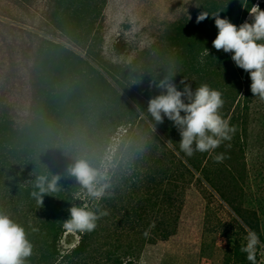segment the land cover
I'll return each mask as SVG.
<instances>
[{
	"label": "trees",
	"instance_id": "trees-1",
	"mask_svg": "<svg viewBox=\"0 0 264 264\" xmlns=\"http://www.w3.org/2000/svg\"><path fill=\"white\" fill-rule=\"evenodd\" d=\"M17 1L22 13L0 16L30 29L9 26L30 40V51L19 49L9 61L0 57V69L20 66L21 73L16 82L0 72V210L27 229L33 243L27 264H139L147 245L177 235L192 186L207 200L206 233L225 240L223 264H257L245 240H254L247 231L252 224L227 223L213 207L232 205L210 165L218 149L185 155L173 123L156 124L147 112L159 94L155 84L166 76L175 82L177 68L198 86L219 90L224 105L235 102L228 91L246 89L248 73L231 53L213 48L218 29L211 15L220 12L239 26L255 0H197L203 10L169 25L162 39L157 0H106L102 29L95 19L86 23L91 0H38L43 10L37 16L33 0ZM202 12L210 16L198 24ZM204 48L209 56H202ZM80 158L105 177L111 198L97 202L67 175ZM39 175L61 177L59 190L46 194L42 205L30 195ZM84 203L108 214L91 233L65 229L68 209ZM70 233L78 240L65 247Z\"/></svg>",
	"mask_w": 264,
	"mask_h": 264
},
{
	"label": "rangeland",
	"instance_id": "rangeland-1",
	"mask_svg": "<svg viewBox=\"0 0 264 264\" xmlns=\"http://www.w3.org/2000/svg\"><path fill=\"white\" fill-rule=\"evenodd\" d=\"M91 1V6L87 8L89 15L86 23L89 24L95 19V27L102 29L106 25L102 17L104 9H107L106 0ZM98 2L100 6L96 7L95 4ZM38 3V0L31 2L35 16L43 10L38 8ZM43 3L44 0L40 4ZM257 4L261 10H264V0H255L254 5ZM156 5L159 39H162L164 32L171 25L178 26L181 21L190 20L196 11L203 10L198 8L197 0H157ZM23 9L17 0H0V13L18 15ZM245 21L251 22L249 12L239 25ZM34 23L39 26L38 17H35ZM9 26L30 30L0 16V57L6 61L17 59L19 49L24 48L22 52L26 54L30 51V40H27L23 33ZM27 45L28 47L25 48ZM0 70L3 71L4 79L19 82L20 66H17V69L1 68ZM219 72L222 73V70ZM230 74L232 77V73ZM174 78L175 83L182 90L184 85L180 84V81L185 77L178 68L174 72ZM247 79L249 86L246 89L232 93L228 91L231 98L236 97V100L234 103L229 101V104H225L220 110L222 117L229 120L230 125L236 130L231 140L223 141L217 147L218 153H223L225 159L222 162L213 159L210 165L213 164L212 169L218 176L221 191L232 205L223 202L221 206L214 203L213 207L217 215L227 223L236 218L241 223L249 221L252 224V229L247 228V231L255 239L245 240L251 253H257V264H264V101L253 96L249 74ZM219 80L222 79L219 77ZM186 83L191 85L193 90L199 85L194 79H187ZM206 214L207 200L196 186H192L187 191L177 235L166 242L147 245L139 264H223L225 240L217 233H206ZM77 240V235L70 233L64 236L62 245L69 247Z\"/></svg>",
	"mask_w": 264,
	"mask_h": 264
},
{
	"label": "clouds",
	"instance_id": "clouds-1",
	"mask_svg": "<svg viewBox=\"0 0 264 264\" xmlns=\"http://www.w3.org/2000/svg\"><path fill=\"white\" fill-rule=\"evenodd\" d=\"M219 13L211 15L218 29L212 41L213 48L232 54L235 65L249 74L253 96L264 101V10L258 4L252 6L249 9L251 22L245 21L239 26L226 17L221 18ZM209 16L207 12H202L197 16L196 23ZM202 56H209V50L204 48ZM186 80L180 81L184 85L182 90L171 76L159 80L155 84L159 94L148 101L147 112L156 124H163L165 118L173 123L181 137L180 151L191 157L194 152H213L223 141L231 140L236 129L220 113L224 99L219 90L206 83L193 90ZM214 159L222 162L225 156L223 153L217 154ZM67 175L73 177L87 195L97 202L113 196L106 192L108 185L101 183L105 177L85 158L76 159L68 167ZM60 179L58 175L51 179L45 175L35 178V190L30 195L38 205L43 204L46 194L59 190ZM68 211L70 216L64 221L65 229L80 233L94 231L100 217L108 214L98 207L93 210L87 203L72 205ZM31 230L38 231L34 227ZM249 246H252L251 242ZM32 255L33 243L25 226L11 214L0 210V264H27ZM249 259L253 260L254 257L249 255Z\"/></svg>",
	"mask_w": 264,
	"mask_h": 264
}]
</instances>
